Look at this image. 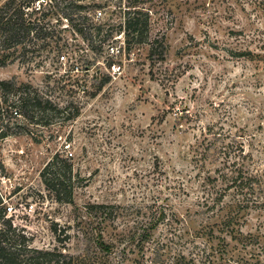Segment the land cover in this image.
Listing matches in <instances>:
<instances>
[{
  "label": "rangeland",
  "instance_id": "rangeland-1",
  "mask_svg": "<svg viewBox=\"0 0 264 264\" xmlns=\"http://www.w3.org/2000/svg\"><path fill=\"white\" fill-rule=\"evenodd\" d=\"M77 4L87 8L74 18L110 34L101 53L51 15L58 44L0 54V81L29 85L64 111L47 124L15 109L2 115L7 218L33 249L73 264H264V0ZM127 11L149 14L147 43L125 34V51L111 56ZM62 53L78 70L59 63ZM228 154L260 180L258 208L233 190L220 199ZM55 156L71 167L61 172L72 175L71 203L58 202L41 175Z\"/></svg>",
  "mask_w": 264,
  "mask_h": 264
},
{
  "label": "trees",
  "instance_id": "trees-1",
  "mask_svg": "<svg viewBox=\"0 0 264 264\" xmlns=\"http://www.w3.org/2000/svg\"><path fill=\"white\" fill-rule=\"evenodd\" d=\"M82 0H8L0 6V54L9 49L23 48L27 53L37 52L38 42L51 40L58 44L61 41L59 32L47 18L56 16L67 20L72 27L88 41L91 50L102 52V44L110 38L107 30L97 23H91L87 17L74 18L76 12L86 10V6L78 5ZM44 3H47L46 5ZM49 6L50 11L45 13ZM96 8L99 6H95ZM128 17L125 21V34L132 37L135 44H146L149 33L150 17L148 13L141 11L125 12ZM134 15V16H132ZM87 25V26H86ZM106 32V36L104 34ZM100 38V45H95V39ZM55 39V40H54ZM33 48L34 50H28ZM13 96L11 100L10 96ZM15 109L17 116L23 117L28 123L47 124L51 113H63L50 100L41 97L29 85H17L15 81H0V123L2 115L11 113ZM3 124V123H2ZM1 125V124H0ZM7 128L0 126V140L10 136ZM228 149H231L230 145ZM242 155L245 151L240 149ZM225 163L226 172L222 174L225 188L220 191V199L228 191L243 195V202L247 208H258L263 203L260 197H253L255 184L259 179L253 176L244 163L241 156L228 154ZM246 157V156H245ZM65 170L71 174V167L67 162L55 156L43 169L41 175L47 186L55 195L58 202L71 203L73 190L65 189L64 184L72 182L70 177L63 176ZM212 179H209V181ZM67 188V187H66ZM219 195V192L218 194ZM95 208L106 210L107 206L98 205ZM0 264H73V259L60 252L35 250L31 247V238L14 226L12 220L7 218L6 200L0 192Z\"/></svg>",
  "mask_w": 264,
  "mask_h": 264
},
{
  "label": "built area",
  "instance_id": "built-area-1",
  "mask_svg": "<svg viewBox=\"0 0 264 264\" xmlns=\"http://www.w3.org/2000/svg\"><path fill=\"white\" fill-rule=\"evenodd\" d=\"M103 8V7H102ZM101 7L99 8H96V10L94 11V14H93V19L98 21L100 20L104 13H103V10H102ZM67 21V20H66ZM124 37H125V31L120 33L119 36H117L115 39L116 41H119L117 42L116 44H113V45H109L108 46V50H109V53L111 56H119L121 54H123V52L125 51V40H124ZM69 59L67 53H62L60 56H59V63L60 64H63V65H67L68 63H71V65H74V67H76V69L78 70L79 66L77 63H75L73 60ZM66 149L69 150L70 149V146H66ZM30 208L32 209L33 206L31 205ZM13 211V207H8L7 208V213H10Z\"/></svg>",
  "mask_w": 264,
  "mask_h": 264
}]
</instances>
